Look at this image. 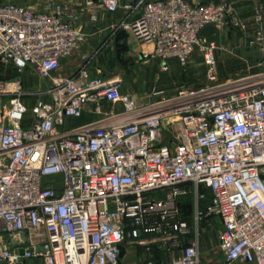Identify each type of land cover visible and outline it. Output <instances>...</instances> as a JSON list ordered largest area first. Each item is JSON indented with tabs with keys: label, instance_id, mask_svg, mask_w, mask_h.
Instances as JSON below:
<instances>
[{
	"label": "built area",
	"instance_id": "built-area-1",
	"mask_svg": "<svg viewBox=\"0 0 264 264\" xmlns=\"http://www.w3.org/2000/svg\"><path fill=\"white\" fill-rule=\"evenodd\" d=\"M86 6L93 19L99 9L124 8L111 35L129 33L142 47L138 60L161 71L172 59L186 66L199 47L209 84L171 97L158 89L157 101L143 103L117 75L93 77L83 67L59 76L83 38L77 17L68 6L0 0V264H123L129 245L148 256L141 264H156L154 251L170 254L169 264H200L177 204L189 192L194 222L220 221L217 264H264V72L217 83L216 46L200 37L207 26L238 25L233 4ZM263 20L257 2L253 44H261ZM25 69L49 81L41 90L49 98L30 108L21 79L2 78ZM103 102L121 108L104 111ZM87 104L102 119L62 131Z\"/></svg>",
	"mask_w": 264,
	"mask_h": 264
},
{
	"label": "crops",
	"instance_id": "crops-1",
	"mask_svg": "<svg viewBox=\"0 0 264 264\" xmlns=\"http://www.w3.org/2000/svg\"><path fill=\"white\" fill-rule=\"evenodd\" d=\"M16 4L25 5L34 10L41 9L47 5L51 6H68L71 13L76 17V27L82 33V40L77 46L78 48L68 58L62 59L59 68L56 70V74L62 77H69V75L75 74L78 70L85 67L89 74L93 77L107 76L113 77L115 67L120 58L125 60L137 59L138 52L142 48L138 45L133 37L129 34H122L121 31L115 32L111 35L113 27L124 18L126 10L119 8L118 10L108 13L103 9H99L93 19L86 6V0H10ZM191 2L200 1H215V0H189ZM234 6L235 13H237L239 28L236 30L237 42L243 44L247 42L252 46L261 47L263 50L262 61L259 62L264 64V38L261 44H253L255 29L254 26V7L256 3H261L264 12V0H228ZM264 27V20H263ZM200 37H204L208 41L216 42L219 38L218 32H214L209 26L202 28ZM216 53V51H215ZM216 57V54H215ZM171 60L168 62L170 64ZM116 64V66H115ZM121 77V76H120ZM122 87V84H121ZM81 116L77 118H67L64 120V125L61 127L62 131H70L79 126H83L89 123L99 122L102 119L101 114L97 115L92 111L93 106L85 105ZM104 111L118 110L121 105L115 104L110 105L107 102L101 104ZM210 218V217H209ZM205 220L206 224H200L201 232L197 235H193V229L190 226V231L186 236V244H189L193 240L197 242V248L199 254L202 256V264H217L222 261V252L219 248V232L221 230L220 221L215 217L217 221L214 223H208V219ZM215 227V228H214ZM219 251L221 257L219 256ZM140 263L147 259L148 256L144 254L140 249ZM152 255L153 260L157 264H163L166 258L165 252L154 251ZM229 264H247L243 262H232Z\"/></svg>",
	"mask_w": 264,
	"mask_h": 264
},
{
	"label": "rangeland",
	"instance_id": "rangeland-1",
	"mask_svg": "<svg viewBox=\"0 0 264 264\" xmlns=\"http://www.w3.org/2000/svg\"><path fill=\"white\" fill-rule=\"evenodd\" d=\"M209 27L219 34L216 42L211 41L216 46L217 83L230 82L264 72V64H259L263 58L261 47L250 45L247 42L248 40L243 44L237 42L236 30L237 28L240 29L239 25ZM261 42H263V39ZM188 59L184 67H181L176 61H172L167 71H161L157 62L145 63L134 58L128 60L120 58L113 72L122 78L121 90L134 94L143 103H149L157 101V98L153 97L152 93L158 91V89L164 90L165 95L171 97L178 91L199 89L209 84L200 48L196 47ZM15 77H19L22 81V90L25 93L24 103L27 104L28 108L37 101L49 98L41 92L42 88L49 84V81L39 77L33 70L25 69L20 74L12 72L2 78L14 79ZM27 116H29V112ZM198 192L205 200L208 198V192L204 189L200 188ZM177 202L180 208V218L186 217L193 229L192 236L197 235L202 229L200 224L206 223L205 220H201L198 223L193 220L194 194L189 192V194L179 196ZM207 222L214 223L215 225L217 223L213 217H210ZM219 256L221 257L220 251ZM140 259L138 249L129 245L127 256L122 260V263L138 264L140 263ZM170 259V254L167 253L163 264H169ZM199 262L202 264L201 255L199 256Z\"/></svg>",
	"mask_w": 264,
	"mask_h": 264
},
{
	"label": "water",
	"instance_id": "water-1",
	"mask_svg": "<svg viewBox=\"0 0 264 264\" xmlns=\"http://www.w3.org/2000/svg\"><path fill=\"white\" fill-rule=\"evenodd\" d=\"M124 248L123 246H119V256L122 257L124 254Z\"/></svg>",
	"mask_w": 264,
	"mask_h": 264
},
{
	"label": "trees",
	"instance_id": "trees-1",
	"mask_svg": "<svg viewBox=\"0 0 264 264\" xmlns=\"http://www.w3.org/2000/svg\"><path fill=\"white\" fill-rule=\"evenodd\" d=\"M119 31H121V30H119ZM117 32H118V31H117ZM120 33H122V34H126L125 31H121ZM0 78H1V77H0ZM177 204H178V202H177ZM182 219L185 220V221L188 223L189 226H191V225H190V222H188V220L186 219V217H184V218L182 217Z\"/></svg>",
	"mask_w": 264,
	"mask_h": 264
}]
</instances>
